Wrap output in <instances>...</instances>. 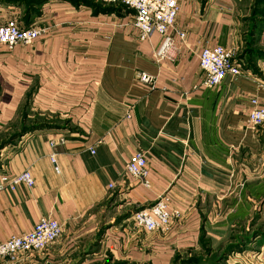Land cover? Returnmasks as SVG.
<instances>
[{
	"label": "crops",
	"instance_id": "0c3cea01",
	"mask_svg": "<svg viewBox=\"0 0 264 264\" xmlns=\"http://www.w3.org/2000/svg\"><path fill=\"white\" fill-rule=\"evenodd\" d=\"M178 2L172 61L154 62L158 34L136 41L120 27L129 13L93 1L49 0L30 18L45 30L36 42L0 45V134L39 125L2 154L0 177L28 170L34 185L0 190V241L28 233L42 216L62 230L43 251L0 264H173L201 248L207 228L239 221L238 205L264 199V125H245L248 95L264 101V58L253 56L264 55V0ZM24 14L0 2V24L23 25ZM217 45L234 51L243 75L199 88V55ZM140 71L156 77L152 91L136 82ZM52 123L61 128H43ZM136 150L146 153L150 189L125 171ZM161 191L170 197L168 227L136 228L132 214ZM254 255L264 262V244Z\"/></svg>",
	"mask_w": 264,
	"mask_h": 264
},
{
	"label": "built area",
	"instance_id": "2783aa9c",
	"mask_svg": "<svg viewBox=\"0 0 264 264\" xmlns=\"http://www.w3.org/2000/svg\"><path fill=\"white\" fill-rule=\"evenodd\" d=\"M104 5H121L129 10L131 21L120 27L138 42L149 40L153 33L161 37L159 47L154 51L155 63L172 61L175 57V41L169 30L174 29L180 6L178 0H94ZM44 29L25 27L16 19L0 24V45L12 50L16 45L28 46L43 35ZM176 35L183 40L186 33L176 31ZM199 69L203 79L199 88L213 90L218 88L226 79L234 80L243 75L241 65L236 61L234 51L223 46L205 47L199 55ZM136 82L150 91L154 89L156 77L147 72H137ZM257 89L264 91V81L257 84ZM248 111L245 125L249 130H256L264 125V101L257 95H248ZM63 137H60V142ZM54 146L55 142L50 141ZM94 154V149H88ZM52 164L55 160L51 158ZM57 172V168L55 167ZM127 175L138 181L146 189L151 188L148 180V162L146 153L136 150L125 165ZM31 188L34 179L30 171L26 170L18 175L3 174L0 177V190L14 191L18 186ZM112 188V186H110ZM170 197L166 191L156 193L155 201L147 207L138 209L132 214V224L145 232L164 230L168 227L171 216L168 213ZM61 225L49 216H42L28 233L12 236L0 241V259L12 258L18 254L40 252L55 243L61 235Z\"/></svg>",
	"mask_w": 264,
	"mask_h": 264
},
{
	"label": "rangeland",
	"instance_id": "374dc122",
	"mask_svg": "<svg viewBox=\"0 0 264 264\" xmlns=\"http://www.w3.org/2000/svg\"><path fill=\"white\" fill-rule=\"evenodd\" d=\"M54 124L52 123V127L57 129L58 125ZM36 129H38L37 122L27 121L16 125L14 130L0 134V160L2 154L5 153L6 155L10 150L15 151L26 135ZM2 162L0 161V164ZM238 207L240 208L239 221H236V218L228 219L227 228L224 230L212 229L213 227L207 228L210 235L202 241L201 248L191 256H185L184 259L174 264H196L197 261L199 264H229L230 257L244 252L251 253V257L239 259L241 263L256 264V261H260L258 264H264L254 255L259 251V247L264 244V217L262 218L264 216V199L259 198L256 204L247 205L244 203ZM233 222L236 223L231 227ZM259 233H263V235H256ZM220 234L223 236L221 237ZM230 247L231 251L229 250Z\"/></svg>",
	"mask_w": 264,
	"mask_h": 264
},
{
	"label": "trees",
	"instance_id": "16d2710c",
	"mask_svg": "<svg viewBox=\"0 0 264 264\" xmlns=\"http://www.w3.org/2000/svg\"><path fill=\"white\" fill-rule=\"evenodd\" d=\"M49 0H0L1 3H4V4H9V5H16V6H22L24 7L25 9V14L24 16L22 17V23L25 27H29L30 26V18H31V15H35L37 14L36 12V9L35 7L37 6H40L42 5L43 3L47 2ZM86 1H93V2H96L94 0H77V2L79 3H86ZM76 2V1H75ZM98 5L101 7L102 3L100 2H97ZM109 9L108 10H112L113 12H116L119 16H122V15H125V14H128L130 11L127 10L126 8H124L123 6L121 5H109ZM121 11V12H120ZM122 11H124L122 13ZM253 56H258L260 58H264V55L261 53V54H253ZM38 125V124H37ZM55 125V124H54ZM38 128H39V125H38ZM43 128H47V129H56V128H53L52 127V124H43ZM57 128H61L60 126H58ZM15 129V128H14ZM12 129V130H14ZM256 235H263V233H259V234H256ZM264 236V235H263ZM203 245V244H202ZM201 245V246H202ZM231 249V247L229 248V250ZM231 251V250H230ZM184 259V257L182 258H177L174 263L180 261ZM173 263V264H174ZM195 263V262H194ZM196 264H199V262L197 261Z\"/></svg>",
	"mask_w": 264,
	"mask_h": 264
}]
</instances>
